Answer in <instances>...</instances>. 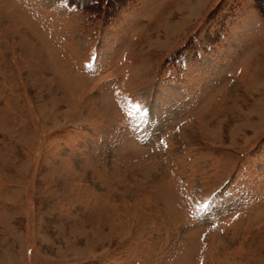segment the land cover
<instances>
[{
	"label": "rangeland",
	"instance_id": "374dc122",
	"mask_svg": "<svg viewBox=\"0 0 264 264\" xmlns=\"http://www.w3.org/2000/svg\"><path fill=\"white\" fill-rule=\"evenodd\" d=\"M0 264H264V0H0Z\"/></svg>",
	"mask_w": 264,
	"mask_h": 264
},
{
	"label": "bare ground",
	"instance_id": "6f19581e",
	"mask_svg": "<svg viewBox=\"0 0 264 264\" xmlns=\"http://www.w3.org/2000/svg\"><path fill=\"white\" fill-rule=\"evenodd\" d=\"M168 27H171V28H173V26H168Z\"/></svg>",
	"mask_w": 264,
	"mask_h": 264
},
{
	"label": "snow or ice",
	"instance_id": "6c2138e0",
	"mask_svg": "<svg viewBox=\"0 0 264 264\" xmlns=\"http://www.w3.org/2000/svg\"><path fill=\"white\" fill-rule=\"evenodd\" d=\"M204 207H206V206H204Z\"/></svg>",
	"mask_w": 264,
	"mask_h": 264
}]
</instances>
